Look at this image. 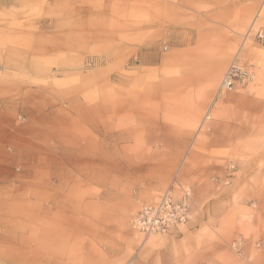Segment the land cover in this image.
Returning <instances> with one entry per match:
<instances>
[{
    "label": "rangeland",
    "instance_id": "374dc122",
    "mask_svg": "<svg viewBox=\"0 0 264 264\" xmlns=\"http://www.w3.org/2000/svg\"><path fill=\"white\" fill-rule=\"evenodd\" d=\"M258 29L264 0H0V264H189L177 238L131 225L172 184L176 199L255 213L264 45L245 36ZM240 49L252 79L217 96ZM171 132L189 141L152 139Z\"/></svg>",
    "mask_w": 264,
    "mask_h": 264
},
{
    "label": "crops",
    "instance_id": "0c3cea01",
    "mask_svg": "<svg viewBox=\"0 0 264 264\" xmlns=\"http://www.w3.org/2000/svg\"><path fill=\"white\" fill-rule=\"evenodd\" d=\"M214 68L216 69L215 76L213 77L208 72L206 76L210 75L215 78L219 71V64L215 63V66H210V70ZM163 129L166 131L169 126L163 124ZM171 134L162 133L152 139L158 142L189 141V135L173 132ZM212 140L222 141L223 138L215 137ZM211 180L215 181L217 189L222 184L228 185L230 181L229 176L219 180L212 176ZM190 198L191 215L185 226L186 231L183 233L180 228L174 235L169 236L177 238L176 242L186 248L189 254V264H264V195L260 198L259 204L255 206L245 203V207L250 211L255 209L252 207L259 206V209L257 208L253 214L244 215L232 213L233 206H231L230 198H215L209 205H200L201 203L194 201L191 196ZM195 213H197L196 217H194ZM241 223H244L250 234L245 242L239 234ZM237 240L241 242V245L235 249L233 243Z\"/></svg>",
    "mask_w": 264,
    "mask_h": 264
},
{
    "label": "built area",
    "instance_id": "2783aa9c",
    "mask_svg": "<svg viewBox=\"0 0 264 264\" xmlns=\"http://www.w3.org/2000/svg\"><path fill=\"white\" fill-rule=\"evenodd\" d=\"M246 41L264 45V30L249 31ZM241 49L233 56L218 85L216 95L233 93L243 88L252 75L242 66ZM172 184L155 203L142 205L134 214L132 228L143 237L171 236L187 225L191 215V198L188 191H181L174 197ZM241 245L239 240L233 243L235 249Z\"/></svg>",
    "mask_w": 264,
    "mask_h": 264
},
{
    "label": "bare ground",
    "instance_id": "6f19581e",
    "mask_svg": "<svg viewBox=\"0 0 264 264\" xmlns=\"http://www.w3.org/2000/svg\"><path fill=\"white\" fill-rule=\"evenodd\" d=\"M209 73L214 77L215 74H216V69H215V68L212 69V70L209 69L208 74H209ZM122 118H123V117H122ZM113 152H114V151H113Z\"/></svg>",
    "mask_w": 264,
    "mask_h": 264
}]
</instances>
